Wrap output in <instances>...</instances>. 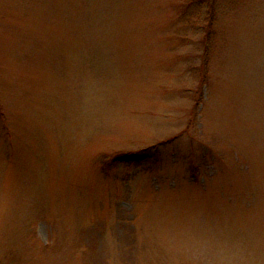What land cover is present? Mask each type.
<instances>
[{
	"label": "rangeland",
	"instance_id": "374dc122",
	"mask_svg": "<svg viewBox=\"0 0 264 264\" xmlns=\"http://www.w3.org/2000/svg\"><path fill=\"white\" fill-rule=\"evenodd\" d=\"M0 264H264V0H0Z\"/></svg>",
	"mask_w": 264,
	"mask_h": 264
},
{
	"label": "trees",
	"instance_id": "16d2710c",
	"mask_svg": "<svg viewBox=\"0 0 264 264\" xmlns=\"http://www.w3.org/2000/svg\"><path fill=\"white\" fill-rule=\"evenodd\" d=\"M215 1V0H214ZM211 10H207V12H209V14H211L212 15V13L210 12ZM210 17V16H209ZM212 17H213V15H212Z\"/></svg>",
	"mask_w": 264,
	"mask_h": 264
}]
</instances>
